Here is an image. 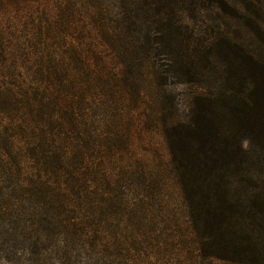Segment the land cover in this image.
Returning a JSON list of instances; mask_svg holds the SVG:
<instances>
[{
    "label": "trees",
    "instance_id": "16d2710c",
    "mask_svg": "<svg viewBox=\"0 0 264 264\" xmlns=\"http://www.w3.org/2000/svg\"><path fill=\"white\" fill-rule=\"evenodd\" d=\"M205 12L264 44V0H0V219L25 213L31 257L138 264L171 223L190 254L264 264V47L187 21ZM149 79L197 88L163 118L168 178L131 152Z\"/></svg>",
    "mask_w": 264,
    "mask_h": 264
},
{
    "label": "rangeland",
    "instance_id": "374dc122",
    "mask_svg": "<svg viewBox=\"0 0 264 264\" xmlns=\"http://www.w3.org/2000/svg\"><path fill=\"white\" fill-rule=\"evenodd\" d=\"M187 21L195 26L216 23L221 28L234 32L233 34L240 42L254 52L258 47H264L261 40L234 17L219 18L214 13L205 12L202 16L196 15ZM196 91L195 85L170 82L157 85L149 79L144 85L141 101L130 110L129 117L133 122L134 130L131 140L132 155L149 162L151 166H162L167 172V178L169 177V154L162 136L163 118H169L172 115L180 120L185 119L190 108L191 96ZM167 193H169V185ZM11 216L0 219V264H69L63 259L64 254L50 250V244L43 246L41 255L31 257L28 234L25 233L22 224L26 215L23 211H12ZM139 238L143 245L134 246L132 249L139 252L138 264H228L219 259L200 258L195 255V252L190 254L187 250V247L191 245L190 231L175 228L171 223L167 226L143 228L139 231ZM157 248H161L162 253L158 252ZM111 249L113 246H109L106 250ZM71 252L73 257L69 261L81 264L85 253L79 244H73ZM121 257L123 256H109L110 260L117 259L110 264H117Z\"/></svg>",
    "mask_w": 264,
    "mask_h": 264
}]
</instances>
